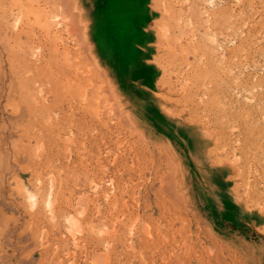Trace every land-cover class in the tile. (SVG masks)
<instances>
[{
  "label": "rangeland",
  "instance_id": "obj_1",
  "mask_svg": "<svg viewBox=\"0 0 264 264\" xmlns=\"http://www.w3.org/2000/svg\"><path fill=\"white\" fill-rule=\"evenodd\" d=\"M102 1L0 0V264H264V0Z\"/></svg>",
  "mask_w": 264,
  "mask_h": 264
},
{
  "label": "crops",
  "instance_id": "obj_2",
  "mask_svg": "<svg viewBox=\"0 0 264 264\" xmlns=\"http://www.w3.org/2000/svg\"><path fill=\"white\" fill-rule=\"evenodd\" d=\"M134 1H136V4H133ZM90 2H91V0H88V2L83 3L84 9H85V5L87 6L88 11H86V13H87L88 19H89V13H90V15H92L95 13L96 10L99 9V7H100L99 3H101V0H97V4H95V5H93L94 3H92V2L90 4ZM115 2L117 4H115ZM75 3L77 5L78 12L80 13L81 22L84 24V26H86L87 31L89 28V33L91 32V35H92V29H91L92 24L90 25V19L88 20V23L85 20L84 21L82 20L81 12L78 8V0H75ZM102 3L103 4L106 3V5H104V6H106L107 8L109 7L112 10H114L116 8L117 12H120V13H124V12L125 13H132L133 11H135L137 9L139 10L140 13H142L143 10L146 9L147 0H104V1H102ZM89 53H91V51Z\"/></svg>",
  "mask_w": 264,
  "mask_h": 264
},
{
  "label": "bare ground",
  "instance_id": "obj_3",
  "mask_svg": "<svg viewBox=\"0 0 264 264\" xmlns=\"http://www.w3.org/2000/svg\"><path fill=\"white\" fill-rule=\"evenodd\" d=\"M263 16V15H262ZM82 24L80 23V22H77V21H72L71 22V24H70V27H69V29L72 31V32H78L79 34H81V29H82ZM85 38H87V37H85ZM88 40V39H87ZM86 46H87V50L90 52L91 51V48H92V46H91V44L89 43V41H88V43L86 44ZM183 112V111H182ZM218 112V111H217ZM167 114H169V113H167ZM182 115V114H181ZM168 120H170V118L168 117ZM171 121V120H170ZM193 131H195V130H193ZM196 134H198L199 135V133L196 131V133H195V135ZM228 161V160H227ZM173 183V182H172ZM181 198H182V196H181ZM237 198V197H236ZM183 199V198H182ZM246 208V207H245ZM248 209V208H247ZM248 213H250V212H248ZM253 215V214H252ZM202 216V215H201ZM251 216V215H250Z\"/></svg>",
  "mask_w": 264,
  "mask_h": 264
}]
</instances>
